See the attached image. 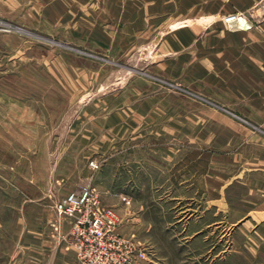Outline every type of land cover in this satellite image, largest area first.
<instances>
[{
    "label": "rangeland",
    "instance_id": "1",
    "mask_svg": "<svg viewBox=\"0 0 264 264\" xmlns=\"http://www.w3.org/2000/svg\"><path fill=\"white\" fill-rule=\"evenodd\" d=\"M231 1L217 15L225 28H261L250 5L264 0ZM49 3L0 0V264H79L56 204L87 184L120 215V234L135 235L124 231L135 214L154 226L140 264H179L168 163L194 146L218 163L263 161L264 74L238 51L214 75L155 38L115 43L111 18L90 31L79 14L51 19Z\"/></svg>",
    "mask_w": 264,
    "mask_h": 264
},
{
    "label": "crops",
    "instance_id": "2",
    "mask_svg": "<svg viewBox=\"0 0 264 264\" xmlns=\"http://www.w3.org/2000/svg\"><path fill=\"white\" fill-rule=\"evenodd\" d=\"M49 2L51 19L80 16L90 31H97L94 21L111 18L112 24L108 26L115 43L136 44L146 42V37L155 38L154 42L161 43L162 49L177 52L179 58L189 54L199 64L207 63L206 69L214 75L221 73L219 67L226 72L227 61L233 51H238L241 58L252 60L248 62L254 69L250 74H264L259 61L264 58V18L260 19L261 28L256 30H228L217 15L233 10L231 0ZM253 4L250 6L254 15L264 17V1ZM201 10H209V17H198ZM202 25L208 26V30L201 31ZM234 39L239 46H233ZM259 67L262 68L258 70ZM180 150L176 149V155ZM199 151L194 146L168 163L174 172L177 192L172 197L180 204L178 218L183 221L182 227L178 226L181 234L176 243L179 264H264V159L218 163L202 157ZM131 220L125 234H135L145 246L156 242L152 223L137 214Z\"/></svg>",
    "mask_w": 264,
    "mask_h": 264
},
{
    "label": "built area",
    "instance_id": "3",
    "mask_svg": "<svg viewBox=\"0 0 264 264\" xmlns=\"http://www.w3.org/2000/svg\"><path fill=\"white\" fill-rule=\"evenodd\" d=\"M234 18L230 16L228 21ZM91 164L97 166L96 162ZM56 212L60 224L68 222L65 238L74 247L79 264H140L148 258V248L135 235L125 236L117 231L120 215L102 202L91 184L57 202Z\"/></svg>",
    "mask_w": 264,
    "mask_h": 264
},
{
    "label": "bare ground",
    "instance_id": "4",
    "mask_svg": "<svg viewBox=\"0 0 264 264\" xmlns=\"http://www.w3.org/2000/svg\"><path fill=\"white\" fill-rule=\"evenodd\" d=\"M232 23H238V24H244V25L247 24L246 20L241 16H235L234 20H232ZM232 23H231V25H232ZM229 24H230V21H229Z\"/></svg>",
    "mask_w": 264,
    "mask_h": 264
}]
</instances>
